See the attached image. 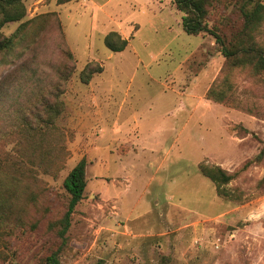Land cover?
I'll use <instances>...</instances> for the list:
<instances>
[{"label": "rangeland", "instance_id": "374dc122", "mask_svg": "<svg viewBox=\"0 0 264 264\" xmlns=\"http://www.w3.org/2000/svg\"><path fill=\"white\" fill-rule=\"evenodd\" d=\"M23 3V20L56 13L74 59L55 121L68 154L56 179L39 176L62 200V179L85 159L83 196L71 214L61 263L264 264V187L257 186L264 158L226 185L238 190L239 200L217 196L196 166L232 172L258 152L264 74L219 72L223 57L212 37L183 32L169 0ZM19 22L6 23L1 33ZM109 31L126 37L122 50L105 47ZM257 41L264 47V22ZM55 47L47 36L39 54L55 60ZM19 60L0 63V76ZM89 62L101 71L82 83L78 73ZM214 79L225 90L221 102L205 98ZM41 240L28 234L6 264H34L30 255Z\"/></svg>", "mask_w": 264, "mask_h": 264}, {"label": "trees", "instance_id": "16d2710c", "mask_svg": "<svg viewBox=\"0 0 264 264\" xmlns=\"http://www.w3.org/2000/svg\"><path fill=\"white\" fill-rule=\"evenodd\" d=\"M53 1L61 5L70 0ZM169 3L179 13L183 32L212 37L223 57L219 72L246 70L251 76L264 74V47L257 41L264 22L263 0H169ZM231 14L235 20L229 19ZM24 16L23 0H0V28L8 22L20 21L10 34L0 31V63H10L14 57L19 60L23 50H27L0 76V264L17 256L14 245L30 233L42 238L30 255L34 264H62L71 214L85 187V159L81 157L62 179V200L39 176L56 179L68 154L64 132L55 121L64 110L59 97L74 70V59L54 11L38 13L26 20ZM47 36L54 40L55 60L39 54ZM103 43L111 51H120L126 39L109 31L103 36ZM100 71V65L91 66L89 62L79 71L78 78L87 83ZM216 83L217 79L211 82L205 98L221 102L225 90ZM247 112L260 118L257 112ZM241 129L242 133L247 132ZM263 158L264 143L252 158L232 172L216 164L198 162L196 166L212 183L217 196L239 200L238 190L232 191L226 185ZM257 186L264 187V176L258 179Z\"/></svg>", "mask_w": 264, "mask_h": 264}, {"label": "crops", "instance_id": "0c3cea01", "mask_svg": "<svg viewBox=\"0 0 264 264\" xmlns=\"http://www.w3.org/2000/svg\"><path fill=\"white\" fill-rule=\"evenodd\" d=\"M171 6H172V5H171ZM172 7H173V6H172ZM122 39H126V37L124 36V37H122ZM126 41H127V40H126ZM88 84H89V83H88ZM84 114H85V113H84ZM80 119H81V118H80ZM93 122H96L95 119L92 120V121H90V123H91L90 125L94 124ZM95 124H96V123H95ZM96 125H98V124H96ZM96 125H95V126H96ZM89 127H90V126H89Z\"/></svg>", "mask_w": 264, "mask_h": 264}]
</instances>
